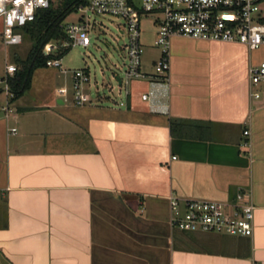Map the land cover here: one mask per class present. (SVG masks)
<instances>
[{"label":"crops","instance_id":"obj_1","mask_svg":"<svg viewBox=\"0 0 264 264\" xmlns=\"http://www.w3.org/2000/svg\"><path fill=\"white\" fill-rule=\"evenodd\" d=\"M150 25L141 43L154 52ZM157 57L142 56V70ZM263 61L264 45L172 36L169 79L151 102L165 112L141 100L147 81L131 83L124 106L74 105L52 81L13 100L4 88L0 264H264V84L247 74ZM238 192L254 205L250 237L170 224L171 197Z\"/></svg>","mask_w":264,"mask_h":264},{"label":"built area","instance_id":"obj_2","mask_svg":"<svg viewBox=\"0 0 264 264\" xmlns=\"http://www.w3.org/2000/svg\"><path fill=\"white\" fill-rule=\"evenodd\" d=\"M53 0H2L0 17L2 18L1 39L4 46L22 42L20 29L33 21L37 11L48 8ZM262 0H83L76 7L81 16L74 22L60 24L64 32L61 40H50L42 49L44 56L55 55L59 48L90 44L88 32L96 23L93 15H109L122 18L123 26L119 33L125 35L123 46V69H116L119 95L129 96L133 81H147L152 89L140 95L141 100L150 103L156 96L155 87H166L169 75V40L172 36H181L205 41L240 43L248 49L264 45V22L258 15ZM149 15L156 27L153 46L158 57L150 71H143L140 22ZM255 15H258L255 17ZM97 38V37H96ZM46 66L58 68L62 73L72 74V98L77 106L90 102V86L98 89L96 82L90 83V71L83 69H63L61 59L49 58ZM16 70L13 63L5 65V92L9 99L12 93L7 87V78ZM251 85L264 84V61L247 70ZM64 95L65 89H58ZM258 97V93L252 94ZM124 106L125 102L119 101ZM153 111L165 112L163 107ZM15 129H11L13 133ZM248 135V131L243 132ZM248 147L249 140L243 143ZM170 224L189 231H206L234 236L250 237L253 232L254 205L238 192L232 201H216L188 198L180 201L176 197L169 199Z\"/></svg>","mask_w":264,"mask_h":264},{"label":"rangeland","instance_id":"obj_3","mask_svg":"<svg viewBox=\"0 0 264 264\" xmlns=\"http://www.w3.org/2000/svg\"><path fill=\"white\" fill-rule=\"evenodd\" d=\"M56 3V2H55ZM260 11L258 15H264V0L259 4ZM82 12L75 10L70 13L65 19L64 23H70L76 21ZM258 15H255L257 17ZM149 15L143 16L140 22L141 40L151 42L152 27L150 25ZM92 19L97 24L89 30L88 37L90 44L87 47L71 46L69 51L61 58V67L63 69H83L88 68L90 71V83H97L98 89L90 86V99L97 96H106L110 100L120 101L122 94L119 95V89L117 81L114 80L113 72L116 69H123V57L125 52L123 46L126 42L125 35L119 33V28L123 26L122 18H117L109 15H93ZM2 32V18L0 17V33ZM97 37V38H96ZM31 39L22 34V42L17 45L4 46L0 34V98H3V89L5 83L2 80L3 74L5 75V64L7 62L16 64L13 61L14 57L24 59L31 46ZM147 45V46H148ZM149 52L148 48L144 49L143 57L156 54ZM34 85L32 89L24 92L26 97H30L40 91L36 87L37 81H52L56 87H63L67 95L72 96V74L61 73L58 68L54 67H42L34 71L32 79ZM45 91V90H44ZM46 92V91H45ZM47 93V92H46ZM11 124V122H9Z\"/></svg>","mask_w":264,"mask_h":264},{"label":"trees","instance_id":"obj_4","mask_svg":"<svg viewBox=\"0 0 264 264\" xmlns=\"http://www.w3.org/2000/svg\"><path fill=\"white\" fill-rule=\"evenodd\" d=\"M81 3L83 0H53L48 8L37 11L33 21L20 29L21 34L28 36L32 43L24 59L13 58L16 70L6 81L8 90L12 93V100L29 88L34 70L46 67L47 59H61L69 51L70 47H63L59 48L55 55L42 54L43 46L47 42L64 38L60 24ZM261 21L264 22V18Z\"/></svg>","mask_w":264,"mask_h":264},{"label":"clouds","instance_id":"obj_5","mask_svg":"<svg viewBox=\"0 0 264 264\" xmlns=\"http://www.w3.org/2000/svg\"><path fill=\"white\" fill-rule=\"evenodd\" d=\"M0 2H2V0H0Z\"/></svg>","mask_w":264,"mask_h":264}]
</instances>
